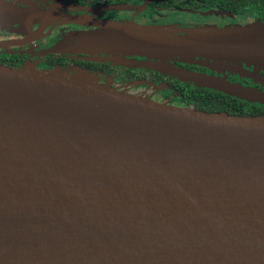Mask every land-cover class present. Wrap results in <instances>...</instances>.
<instances>
[{
  "label": "water",
  "instance_id": "obj_1",
  "mask_svg": "<svg viewBox=\"0 0 264 264\" xmlns=\"http://www.w3.org/2000/svg\"><path fill=\"white\" fill-rule=\"evenodd\" d=\"M55 19L91 28L53 52L108 53L117 66L264 104V22L139 24L0 0V29L26 37L0 49ZM127 88L80 66L0 63V264H264V113Z\"/></svg>",
  "mask_w": 264,
  "mask_h": 264
},
{
  "label": "flooded vegetation",
  "instance_id": "obj_2",
  "mask_svg": "<svg viewBox=\"0 0 264 264\" xmlns=\"http://www.w3.org/2000/svg\"><path fill=\"white\" fill-rule=\"evenodd\" d=\"M20 6H36L51 9L53 12L70 16H89L121 21L134 20L139 24L174 25L179 27H196L203 24L226 27L230 24H249L255 21L264 22V0H8ZM39 24L33 26L34 30ZM91 28L82 24L71 23L55 19L38 39L20 45L8 46L0 49V63L20 67L33 63L40 68H52L58 64H78L92 72H98L103 80L107 76L114 81H140L151 80L153 83H163L168 89L161 101L171 104L181 103V106H192L182 99L181 87L172 77L157 73L145 68H131L117 66L110 61H97L94 56L87 53H61L53 52L52 48L70 32ZM48 32L54 35L46 38ZM16 32L1 30L0 40L17 42L26 39ZM104 57V55H101ZM56 61V62H55ZM55 62V63H54ZM58 63V64H56ZM83 63V64H80ZM187 67L190 64L180 63ZM91 65L105 67L103 71L97 68L91 70ZM198 66V65H194ZM198 71L212 72L206 67ZM189 68V67H187ZM205 69V70H204ZM253 72V68H249ZM160 79L154 78V74ZM264 77V71L261 72ZM234 81L246 85L260 86L249 77L229 75ZM261 87V86H260ZM264 88V87H261ZM155 99V98H154ZM177 105V104H176ZM180 105V104H179Z\"/></svg>",
  "mask_w": 264,
  "mask_h": 264
},
{
  "label": "trees",
  "instance_id": "obj_3",
  "mask_svg": "<svg viewBox=\"0 0 264 264\" xmlns=\"http://www.w3.org/2000/svg\"><path fill=\"white\" fill-rule=\"evenodd\" d=\"M80 64H83V63H80ZM56 66H61L63 68H73V67L80 66V65L78 64H74V65L58 64ZM187 67L195 68V69H203L200 66H194V65H187ZM97 68L101 69V71L105 69V67H100L98 65L90 66L91 70H96ZM160 77H161L160 75L156 73L154 74L155 80L160 79ZM173 79L176 83H178V85H181V87L179 86L177 87L181 89L182 99L185 100L187 104H193V107L195 108L203 109L207 111L226 110L230 113L243 114V115L264 113V106L258 103L244 101L234 96L227 95L220 91L195 86L194 84L182 82L175 78Z\"/></svg>",
  "mask_w": 264,
  "mask_h": 264
},
{
  "label": "rangeland",
  "instance_id": "obj_4",
  "mask_svg": "<svg viewBox=\"0 0 264 264\" xmlns=\"http://www.w3.org/2000/svg\"><path fill=\"white\" fill-rule=\"evenodd\" d=\"M8 1V0H7ZM9 2H11V1H9ZM18 6H20V4L18 5ZM23 7H27V6H23ZM29 7H33V6H29ZM37 8H42V9H46V8H44V7H37ZM46 10H48V9H46ZM49 10H51V9H49ZM256 22V21H255ZM253 23V22H252ZM162 25H165V24H162ZM233 25H236V24H230V25H228V26H233ZM241 25H247V23H245V24H241ZM204 26H208V24H203V25H199V26H197V27H204ZM212 26V25H211ZM214 26H217V25H214ZM86 27H89V26H86ZM179 27V26H178ZM209 27H210V25H209ZM213 27V26H212ZM33 30H34V28H33ZM15 34H19V35H23V34H20V33H15ZM55 34V32L54 33H51V32H48V35H47V39H48V37H50V36H52V35H54ZM0 35H2V36H6L5 34H0ZM24 36V35H23ZM67 38V36L64 38V39H62V40H60L58 43H61V42H63L65 39ZM55 49V48H54ZM61 53H65V52H62V51H60ZM91 55H93L94 56V58L95 59H100V60H103V61H109L110 59V56L108 55V53H104V54H98V53H94V54H91ZM101 55H104V57L103 56H101ZM174 64V63H173ZM174 65H176V66H179V65H181L180 63H176V64H174ZM196 65H198V66H200V64H196ZM182 66V65H181ZM38 68H40V67H38ZM40 69H43V70H46V69H50V68H40ZM190 69V68H189ZM191 70H199V69H195V68H191ZM218 73V72H217ZM101 77V76H100ZM175 79H181V76H179V75H177V76H173ZM172 77V78H173ZM104 81V80H103ZM116 83H122V84H125V85H127V89L128 90H130V91H133V92H136V93H140V94H146V95H148V96H150V97H153V98H155L156 100H158V101H161L160 99H163L164 97H165V94L164 93H166V92H168V89H167V87L165 86V84H162V83H151L152 81L151 80H145V81H143V82H140V81H126V82H123V81H115ZM177 105H179V106H181V103L180 102H178V103H176ZM259 104V103H258ZM260 105H263L264 106V104H260Z\"/></svg>",
  "mask_w": 264,
  "mask_h": 264
}]
</instances>
